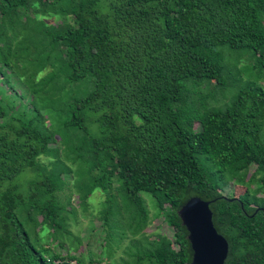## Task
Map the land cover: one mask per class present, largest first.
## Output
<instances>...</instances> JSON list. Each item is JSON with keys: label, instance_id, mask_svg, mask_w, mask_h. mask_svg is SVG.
Segmentation results:
<instances>
[{"label": "trees", "instance_id": "1", "mask_svg": "<svg viewBox=\"0 0 264 264\" xmlns=\"http://www.w3.org/2000/svg\"><path fill=\"white\" fill-rule=\"evenodd\" d=\"M224 46L264 75V0H0V264H83L34 240L71 234V180L84 210L105 194V225L123 196L122 264H192L178 211L193 197L215 201L225 264H264V81L219 97ZM144 193L172 237L146 232Z\"/></svg>", "mask_w": 264, "mask_h": 264}, {"label": "rangeland", "instance_id": "2", "mask_svg": "<svg viewBox=\"0 0 264 264\" xmlns=\"http://www.w3.org/2000/svg\"><path fill=\"white\" fill-rule=\"evenodd\" d=\"M219 50L223 53L224 63L227 68L228 77L231 79L230 87L227 91H218L219 97L229 98L236 89L244 87L248 84H261L264 81V75L261 74L256 66V62L252 57V53L247 50H233L228 46L220 47ZM2 85V83L0 82ZM233 86V87H231ZM235 86V87H234ZM88 87L82 83L70 84L66 89V95L71 97L80 96ZM216 91L215 86L209 89H203V93ZM226 100L218 102H210L212 106L223 105ZM74 169L75 184L83 186L88 180L86 172L81 168L80 164H70ZM115 188L120 183H115ZM77 190L74 187V180L69 181L68 189L62 194L63 198L73 195L72 206L76 211V217L68 213V229L70 233H60L58 241L51 240L47 233H43L39 238H34L37 246L40 244H49L52 249H58L63 254H76L78 260L83 264L89 263L91 260H100L103 264H122L125 260H131L126 254L128 246L131 244L130 239L125 237L127 225V212L125 211V202L123 196L118 192V201L120 207H124L117 220L111 218L108 225H105L101 211L109 210L108 204H105L106 196L100 190L94 191L92 196L87 202V209L81 206L77 195ZM241 193V192H240ZM224 194L232 195V187L230 185L225 188ZM146 199L151 212V225L147 229V233L151 235L166 234L170 237L173 236V230L167 225L162 217L155 219L157 208L154 199L150 194H143ZM259 208H264V199H260L257 204ZM49 238V240L47 239ZM61 243V244H60ZM63 245V248L61 247ZM135 263V261H129ZM76 263V262H75Z\"/></svg>", "mask_w": 264, "mask_h": 264}, {"label": "water", "instance_id": "3", "mask_svg": "<svg viewBox=\"0 0 264 264\" xmlns=\"http://www.w3.org/2000/svg\"><path fill=\"white\" fill-rule=\"evenodd\" d=\"M200 197L191 198L178 215L187 228L193 250L192 264H225L229 256V242L221 235L213 221L211 204ZM263 210L264 208H260Z\"/></svg>", "mask_w": 264, "mask_h": 264}]
</instances>
